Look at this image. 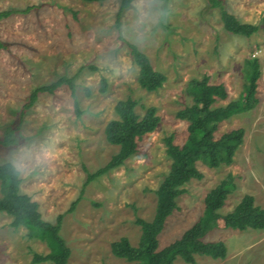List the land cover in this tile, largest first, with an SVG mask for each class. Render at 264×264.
Wrapping results in <instances>:
<instances>
[{
	"label": "rangeland",
	"instance_id": "1",
	"mask_svg": "<svg viewBox=\"0 0 264 264\" xmlns=\"http://www.w3.org/2000/svg\"><path fill=\"white\" fill-rule=\"evenodd\" d=\"M222 1L241 22L261 25L264 0ZM145 3L163 7L166 19L139 20L135 9ZM31 6L30 11L15 12L0 22V38L8 45L0 50V139L7 126L16 128L14 142L0 143V163L27 157L25 171L20 172L21 191L39 203L45 220L55 223L64 214L61 235L71 249L68 264H138L115 257L111 244L126 236L137 246L141 228L135 224L136 216L151 220L155 214L156 190L171 165L165 138L173 135L177 144L187 138L188 122L179 119L177 112L193 102L187 92L189 81L208 74L211 83L225 84L229 97L215 106L226 105L243 98L244 62L252 57H258L261 68L259 102L222 122L215 133L218 139L242 127L243 143L230 165L198 164L204 178L185 185L187 192L178 198V209L159 235L160 248L181 237L204 214L207 195L229 174L235 187L221 214L235 210L245 194L264 207L262 29L250 37L226 31L220 10L210 8L206 0H134L120 28L119 0H0V11ZM127 42L166 75L157 91L148 92L139 85V68ZM61 75L75 76L81 113L64 85L53 94L41 93L22 114L32 90ZM128 97L138 100L140 115L155 106L160 122L139 140L137 152L122 166L86 184L88 174L118 151V146L107 142L104 131L117 117L116 104ZM53 141L54 147L48 150ZM12 220L0 212V264H53L32 261L34 253L47 254L50 248L43 239L29 236L27 227H12ZM205 239L224 241L228 255L223 260L197 256V264H264V230L229 229L219 220ZM175 264L188 263L178 258Z\"/></svg>",
	"mask_w": 264,
	"mask_h": 264
},
{
	"label": "trees",
	"instance_id": "2",
	"mask_svg": "<svg viewBox=\"0 0 264 264\" xmlns=\"http://www.w3.org/2000/svg\"><path fill=\"white\" fill-rule=\"evenodd\" d=\"M86 2H104L106 0H84ZM209 7L219 9L224 29L230 33L250 37L260 29L264 31V17L261 25L241 22L234 14L225 9L222 0H206ZM134 0H119L117 12V27H121V19L125 11L132 7ZM25 10L9 9L0 11V22L15 12ZM134 63L139 68L138 83L148 92L160 89L167 80L164 73L154 69L149 57L135 44L127 42ZM8 45L0 38V50ZM244 92L243 98L231 100L226 105L215 106L219 100H227L229 93L223 83L210 82L208 74L189 81L187 92L192 97V104L186 105L177 112V117L187 121V138L182 144L175 142L174 136L165 138L166 154L171 160L170 170L156 190L157 206L151 220L136 216L135 224L141 228V237L137 246L128 237H121L111 244L115 257L138 264H175L181 258L188 264H197V256H207L211 259H225L228 247L222 240H206L209 230L218 227L222 220L225 228L244 231L247 229L264 230V207L256 204L255 197L245 194L237 208L226 214L219 210L225 205L228 195L235 184L229 174L216 185L205 199L204 214L191 225L181 237L160 248L159 235L172 213L178 209V198L187 192L185 185L192 180H201L204 173L199 169L201 162L210 168L230 165L234 155L242 145L245 130L242 127L232 129L216 138L215 133L220 124L235 114L253 109L259 102L257 97L258 80L261 75L258 57L248 58L244 62ZM83 68V67H82ZM91 69H96L90 66ZM104 91L106 80H102ZM68 86L74 98L77 113L80 114L76 94L75 76L61 75L55 81L37 86L32 90L28 102L23 106L22 114L30 109L41 93L53 94L62 86ZM137 99L128 97L120 100L115 106L116 118L105 126V137L108 143L118 146V151L101 168L89 173L86 184L106 174L112 169L122 166L125 161L138 150V143L146 134L153 132L160 116L155 106L147 107L140 115L136 108ZM16 128L7 126L0 143L10 145L15 141ZM21 173L16 171L12 162L0 163V212L12 216L11 226L29 229V236L38 237L47 242L50 251L47 254L34 253L33 262H52L53 264H68L71 249L61 235L64 214L57 217L55 223L45 220L39 210V203L21 191ZM80 198L75 200L69 211H72Z\"/></svg>",
	"mask_w": 264,
	"mask_h": 264
},
{
	"label": "clouds",
	"instance_id": "3",
	"mask_svg": "<svg viewBox=\"0 0 264 264\" xmlns=\"http://www.w3.org/2000/svg\"><path fill=\"white\" fill-rule=\"evenodd\" d=\"M165 9L163 7L157 9L154 4L145 3L141 5L139 8L135 9L136 17L141 21H151L157 17L160 19H166ZM137 41L139 37L135 38ZM55 141H53L50 145L46 146L48 150L54 147ZM45 151V150H41ZM28 164L27 157H24L22 161H13V167L16 171L23 172L25 171V167Z\"/></svg>",
	"mask_w": 264,
	"mask_h": 264
}]
</instances>
